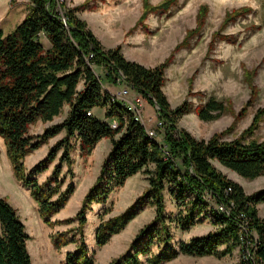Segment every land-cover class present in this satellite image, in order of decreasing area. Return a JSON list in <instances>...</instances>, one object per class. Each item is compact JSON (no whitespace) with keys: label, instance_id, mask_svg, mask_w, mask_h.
Instances as JSON below:
<instances>
[{"label":"trees","instance_id":"16d2710c","mask_svg":"<svg viewBox=\"0 0 264 264\" xmlns=\"http://www.w3.org/2000/svg\"><path fill=\"white\" fill-rule=\"evenodd\" d=\"M171 3L173 0H163L152 5L144 0L143 12L134 26L147 12L166 10ZM87 6L88 0L69 8L62 5L63 21L55 0H29L24 18L8 33L0 29V137L13 176L29 190L42 221L50 227L77 221L75 227L49 234L57 249L75 243L74 249L65 252L64 264H94V252L88 249L83 236L86 212L92 203H104L114 189L140 170L148 174L147 185L134 200L107 218L103 216L110 211V206L98 211L95 244H105L145 207L153 206L154 215L139 227L127 248L108 264H160L178 254L223 257L236 247L241 251L239 264H264V215L259 216L256 207L264 201V187L246 193L238 181L229 178L214 163L218 161L249 179L264 172V138L254 137L264 117V105L255 110L249 125L237 136L224 137L233 124L208 138L194 136L177 126L181 115L194 111L201 120H213L232 111L231 102L209 96L195 105L184 98L171 106L162 89L170 58L147 66L125 57L120 44L105 47L87 22L76 14ZM234 11L227 12L225 19H230ZM193 31L189 29L177 47L185 45ZM42 35L50 42L47 48L41 41ZM93 64L107 68L108 79L121 74L126 84L158 105V114L165 126V142L148 135L127 105L106 89ZM247 75L251 96H254L257 87L250 79L251 71H246ZM64 104L69 105L64 119L45 126L41 132H29L31 124L51 120ZM247 104L240 108L235 119L244 114ZM94 107L104 109L103 118L93 113ZM113 121L115 127L111 125ZM61 130L65 131L64 135L26 170L25 156ZM104 137L110 139V149L81 205L73 215L52 219L74 191L72 151L78 147L82 155H87ZM56 156L57 162L50 174L39 181L37 174L46 170ZM64 164L71 178L62 187L65 179L60 172ZM149 164L153 167L149 168ZM167 186L182 206L176 217L166 213L164 190ZM206 191L217 203L227 204L229 210L211 206ZM208 207L217 225L215 229L187 240H172L169 229L172 221L186 230L201 222ZM240 213L247 218V230L238 224ZM252 231L256 239L250 246L247 241L253 236ZM28 238L17 208L0 195V264H33ZM247 247L253 251L252 258L244 255Z\"/></svg>","mask_w":264,"mask_h":264},{"label":"rangeland","instance_id":"374dc122","mask_svg":"<svg viewBox=\"0 0 264 264\" xmlns=\"http://www.w3.org/2000/svg\"><path fill=\"white\" fill-rule=\"evenodd\" d=\"M83 1L64 0L63 5L69 8ZM143 1L88 0L87 8L77 11L76 14L87 22V26L102 44H105L104 46L113 47L120 44L121 50L123 49L128 57L147 66L155 65L169 57V63L164 71L165 81L162 89L171 106L177 105L184 98L189 99L195 105L209 96L231 102L232 111H227L213 120H201L194 111L183 114L177 121L178 127H184L198 138H208L213 132L223 130L233 124L224 137L237 136L249 125L255 110L264 105V0H173L166 10H151L134 26L143 12ZM148 1L156 5L163 0ZM233 10L235 11L231 18L226 20V13ZM189 29H195V31L190 33L185 45L177 47ZM92 67L101 77L104 86L115 88L117 74L111 75L108 79L107 76L110 75H108L107 68L97 64H93ZM246 71H251L250 79L257 87L254 96H251V88L247 81L248 75L245 76ZM111 80L116 83H112ZM122 85L127 86L128 84L125 82ZM139 97L143 100L142 103H138V98L134 102L138 104L137 107L142 114V124L155 129V138L160 142H165V126L157 127L156 125V119H160L158 106L141 94ZM249 99L251 103L247 104ZM245 104L247 105L244 114L235 119L236 114ZM145 106L148 108L147 115L144 114ZM64 108L63 106L60 113L53 116L51 120H37L31 124L29 132H41L45 126L64 119L68 113ZM101 110L100 107H96L94 111L102 115ZM64 133L65 131L61 130L27 154L24 158L26 170L43 158L49 147ZM254 137L264 138V117L255 130ZM110 146V139L104 137L87 155H82L78 147L72 151L73 177L71 178L67 173L65 164L60 174H64L65 179L62 187L71 178L74 191L66 204L52 216V219L67 217L77 211L85 192L97 176ZM56 162L57 156L46 170L37 174L39 181L50 174ZM177 162L180 165L179 160ZM214 163L229 178L238 181L246 193L264 187V172L249 179L222 166L218 161ZM148 167L152 168L153 165L149 164ZM147 175L143 170L138 171L127 178L122 186L114 189L104 203H92L91 208L86 212L87 221L83 227V236L88 249L94 252V264H108L112 257L127 248L139 227L153 217V206L145 207L123 229L113 234L105 244L100 246L95 244L94 231L100 220L98 211L110 206V211L103 216L104 218L122 211L146 187ZM169 188L167 186L164 190L166 213L176 217L182 206L176 201ZM0 195L7 197L10 203L17 208L25 230L29 234L28 251L32 263L64 264L65 252L74 249L75 243L70 242L57 249L50 241L49 234L56 230L75 227L77 221L58 223L53 227L42 221L37 205L29 195V190L22 187L13 176L1 137ZM205 196L210 200L211 206H217L216 204L219 203L207 191ZM216 227L214 216L208 207L207 214L201 217V222L195 223L188 230L180 229L175 221L170 223L169 229L173 233L172 240L178 241L204 234ZM152 248L154 251L157 250L155 244ZM240 258L241 251L237 247L230 255L223 257L178 254L160 264H239Z\"/></svg>","mask_w":264,"mask_h":264},{"label":"crops","instance_id":"0c3cea01","mask_svg":"<svg viewBox=\"0 0 264 264\" xmlns=\"http://www.w3.org/2000/svg\"><path fill=\"white\" fill-rule=\"evenodd\" d=\"M29 10V0H0V29L3 31V33H8L9 31H11L16 25L17 23H19L24 16L26 15V13ZM41 41L43 43V45L47 48L50 45L49 40L47 39V37L45 35H43L41 37ZM105 45V44H104ZM105 47H112V46H105ZM123 52V54L125 55V57H127L128 59H133L127 56V54L124 52V50H121ZM135 60V59H133ZM122 83L121 84H116L114 85V89H111L108 86H105L106 89L110 92H114L115 90H117L118 88L122 87ZM140 93H138L135 89H133L132 87H129L127 89V94H126V98L132 102L137 101V98H140ZM143 101V100H142ZM141 101V103H142ZM136 104V102H134ZM68 106V105H67ZM66 104H64V109L65 112L68 111L69 106L67 107ZM67 107V108H66ZM96 107H94L92 109L93 113L99 117H104V109L101 108L102 110V115L97 114L94 110ZM145 115H147L148 112V108H146L145 106V111H144ZM221 164V163H219ZM222 165V164H221ZM224 166V165H222ZM226 167V166H224ZM228 168V167H226ZM221 170V169H220ZM224 172V171H223ZM257 207V213L259 216H263L264 215V201H260L256 204ZM193 226V225H192ZM191 227V226H190ZM189 227V228H190ZM188 228V229H189ZM186 229V230H188ZM203 234V233H202ZM181 240V239H180ZM184 240V239H183ZM237 248V247H236ZM235 249V248H234Z\"/></svg>","mask_w":264,"mask_h":264},{"label":"built area","instance_id":"2783aa9c","mask_svg":"<svg viewBox=\"0 0 264 264\" xmlns=\"http://www.w3.org/2000/svg\"><path fill=\"white\" fill-rule=\"evenodd\" d=\"M55 1H56V6L58 8V11L60 12V14L63 15V7H62V5H63L64 0H55ZM62 19H63V21H65L64 15L62 16ZM115 77H116L117 84L125 83L123 81V77H122L121 74H117ZM128 88H129L128 85L127 86H122V87L118 88L117 90H115L114 92H111V93L117 99L122 100L127 105L128 109H130L133 112L134 118L136 120H138L141 123H143L142 114H141L139 108L137 107L138 104H135L134 102H132V101H130V100H128L126 98V94H127V89ZM138 101H139L138 103H141L142 100L138 98ZM111 125L113 127H115L116 122L115 121L111 122ZM156 125H157V127H161L163 125L162 120L157 118L156 119ZM145 129H146V132L148 133V135H150V136H155L156 135V130L155 129L148 128L146 126H145ZM231 204H232V202H231ZM216 205H217L216 207L218 209H220V210H223V211H228L229 210V206L227 204L223 205L222 203H218ZM247 222L248 221H247V218H246L245 214L240 213L239 214V221H238L239 226L242 229L247 230ZM251 233H252L253 236L250 237V240L247 241V243L250 246L254 244V240L256 239L255 232L252 231ZM244 255L246 257H248V258H252L253 257L252 249L250 247H247L246 250L244 251Z\"/></svg>","mask_w":264,"mask_h":264},{"label":"water","instance_id":"95a60500","mask_svg":"<svg viewBox=\"0 0 264 264\" xmlns=\"http://www.w3.org/2000/svg\"><path fill=\"white\" fill-rule=\"evenodd\" d=\"M156 106H158L156 103H154Z\"/></svg>","mask_w":264,"mask_h":264}]
</instances>
